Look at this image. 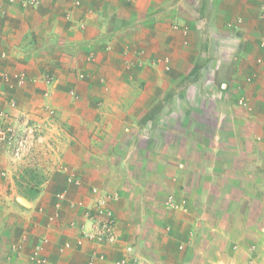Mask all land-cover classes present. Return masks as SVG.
Returning <instances> with one entry per match:
<instances>
[{
	"label": "crops",
	"instance_id": "obj_1",
	"mask_svg": "<svg viewBox=\"0 0 264 264\" xmlns=\"http://www.w3.org/2000/svg\"><path fill=\"white\" fill-rule=\"evenodd\" d=\"M4 8L0 127L48 147L31 195L0 143V264H264V0Z\"/></svg>",
	"mask_w": 264,
	"mask_h": 264
},
{
	"label": "built area",
	"instance_id": "obj_2",
	"mask_svg": "<svg viewBox=\"0 0 264 264\" xmlns=\"http://www.w3.org/2000/svg\"><path fill=\"white\" fill-rule=\"evenodd\" d=\"M39 0H0V15L4 12V5L8 4H19L21 6H36ZM79 4V1L76 2ZM15 78L19 81L23 79L21 74H16ZM46 80L51 82L53 77L51 74H46ZM0 92V97H1ZM240 104L244 107H249V102L246 98H241ZM15 105V103H13ZM4 120L11 118V116L7 114H1ZM12 122V121H11ZM14 124L10 127V122L8 121L7 125L4 127H0V143L6 145L12 153L16 156H19L22 146H23V136L22 131L19 128V125ZM13 144V145H12ZM13 146V149L11 148ZM93 191L98 194L99 198L97 199V204L95 209L90 214V219L93 220V227H92V236L96 238L98 241H105V242H112L115 238V217L113 215L112 210L108 207V201L112 197V195L103 189H93ZM100 217V218H99ZM80 244L83 243V240L80 239L78 241Z\"/></svg>",
	"mask_w": 264,
	"mask_h": 264
},
{
	"label": "rangeland",
	"instance_id": "obj_3",
	"mask_svg": "<svg viewBox=\"0 0 264 264\" xmlns=\"http://www.w3.org/2000/svg\"><path fill=\"white\" fill-rule=\"evenodd\" d=\"M23 114L26 115V121L18 122L24 142L20 158L18 156L17 160L20 161V164L15 175L16 188L21 193L34 195L42 188L41 183L46 176L44 162L48 143L43 138V126L40 130L35 131L33 123L30 119L28 120L27 113ZM14 124H17V122H14ZM12 125L13 123L10 122L9 126L12 127ZM36 140L39 142L37 147ZM11 148L13 149V146Z\"/></svg>",
	"mask_w": 264,
	"mask_h": 264
}]
</instances>
